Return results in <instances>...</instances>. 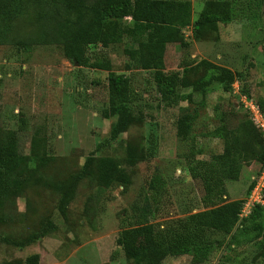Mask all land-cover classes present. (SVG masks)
Returning a JSON list of instances; mask_svg holds the SVG:
<instances>
[{
	"label": "rangeland",
	"instance_id": "374dc122",
	"mask_svg": "<svg viewBox=\"0 0 264 264\" xmlns=\"http://www.w3.org/2000/svg\"><path fill=\"white\" fill-rule=\"evenodd\" d=\"M187 1L192 23L206 0ZM229 1L230 21L197 30L189 24L181 29L186 46L159 48L164 71L187 82L167 101L153 69L126 52L146 44L125 32L119 42L88 45L80 64L66 56L63 20L86 22L88 12L67 16L58 0H11L10 12L0 15V152L13 150L19 162L0 197V264H27L34 254L36 264H136L117 244L121 230L152 223L193 235L190 214L249 196L262 170L247 100H264V0ZM122 22L133 24L130 17ZM203 60L236 74L205 89ZM94 61H108L129 80L135 119L118 135L117 115L107 111L109 72ZM219 128L242 159L238 177L224 180L226 195L206 204L188 166L223 152ZM103 157L124 171L126 183L101 181ZM250 214L238 216L229 233L200 230L199 255L161 264H264V208Z\"/></svg>",
	"mask_w": 264,
	"mask_h": 264
},
{
	"label": "trees",
	"instance_id": "16d2710c",
	"mask_svg": "<svg viewBox=\"0 0 264 264\" xmlns=\"http://www.w3.org/2000/svg\"><path fill=\"white\" fill-rule=\"evenodd\" d=\"M68 14L88 12L90 17L86 22L79 18L68 16L65 26L69 34L65 39L66 56L72 60L83 63L85 48L90 44L100 43L107 46L119 42L123 35L128 33L135 40L145 46L126 49L128 56L136 61L142 68L153 69V79L157 92L162 99L170 100L179 95L180 88L186 86V80L179 72H165L159 48L165 43L179 42L186 46L182 28L192 24L197 30L201 25L226 23L232 17V6L229 0H206L197 19L191 23V3L181 0H96L89 5L85 0H58ZM11 0H0V15L10 12ZM5 14V15H6ZM130 17L132 26L124 25L122 20ZM68 33V31H67ZM207 69L199 81L205 89L213 83L230 82L235 72L229 68L218 66L207 60L201 62ZM93 67L108 71V107L109 114L117 115V121L112 129L113 135H118L126 129L128 124L135 119L130 109L132 101L131 88L127 76L123 73L111 71L108 61H94ZM264 114V100L260 104ZM261 144L256 151V160L264 165V136L263 132L254 124ZM184 122V132H187ZM218 131L224 139V150L221 154L214 155L210 162L189 163L188 169L194 178L202 181L204 188L203 200L206 204L217 202L226 195L225 179H235L239 175L242 152L237 144L226 132ZM89 159V158H88ZM19 156L11 149L0 152V197L9 190L10 173L17 167ZM88 160L84 167H87ZM100 179L108 185L114 181L126 183L124 171L110 157L100 159ZM254 182L250 187H253ZM66 202V201H65ZM243 201H221L214 207L190 214L188 220L193 226V235L174 232L169 228L145 223L121 230L117 244L124 252L135 259L136 264H161L168 256H179L193 252L200 254L197 235L200 230L213 229L229 233L236 223ZM250 214L256 218L264 205H257ZM37 254L26 258L27 264H36Z\"/></svg>",
	"mask_w": 264,
	"mask_h": 264
},
{
	"label": "built area",
	"instance_id": "2783aa9c",
	"mask_svg": "<svg viewBox=\"0 0 264 264\" xmlns=\"http://www.w3.org/2000/svg\"><path fill=\"white\" fill-rule=\"evenodd\" d=\"M251 119L254 125L263 132L264 136V114L261 112L260 106L251 100H247ZM256 184L251 188L249 196L243 201L239 216L249 215L253 208L257 205H264V165Z\"/></svg>",
	"mask_w": 264,
	"mask_h": 264
}]
</instances>
